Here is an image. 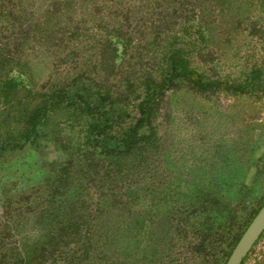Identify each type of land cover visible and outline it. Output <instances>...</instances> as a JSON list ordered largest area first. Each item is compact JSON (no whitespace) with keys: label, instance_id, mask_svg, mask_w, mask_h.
Returning <instances> with one entry per match:
<instances>
[{"label":"rangeland","instance_id":"obj_1","mask_svg":"<svg viewBox=\"0 0 264 264\" xmlns=\"http://www.w3.org/2000/svg\"><path fill=\"white\" fill-rule=\"evenodd\" d=\"M0 1V78L22 75L9 105L0 93V232L20 223L37 236L33 214L49 198L117 200L115 223L103 229L115 244L104 253L115 248L116 264H225L264 204V0H137L89 34L80 28L92 12L88 0ZM93 39L104 43L101 62L97 50L78 49ZM176 43L206 77L240 84L261 69L259 85L248 93L177 87L154 119L151 145L129 156L132 164L147 162L132 182L106 183L101 174L124 158L105 159L86 148L88 119L74 106L47 111L37 141L13 146L33 107L73 80L71 94L86 82L111 89L125 106L129 80L159 78ZM128 245L138 247L131 257H125ZM242 264H264V233Z\"/></svg>","mask_w":264,"mask_h":264},{"label":"trees","instance_id":"obj_2","mask_svg":"<svg viewBox=\"0 0 264 264\" xmlns=\"http://www.w3.org/2000/svg\"><path fill=\"white\" fill-rule=\"evenodd\" d=\"M136 1L88 0V4L93 5L92 12L80 21L82 24L80 28L88 27L86 34L90 33L89 29L99 31L98 25L104 17L109 18L111 14L118 12L120 7L133 8L136 6ZM3 3L4 1L2 5ZM69 3L70 0H66L64 4ZM2 5L0 1V7ZM195 32L199 34L200 42L205 40L203 30L195 27ZM103 44L93 39L84 41L81 44L83 46L78 45V49L82 51L81 48H83L89 53H96L97 50L99 55L96 60L101 62L99 50ZM130 44L131 42H123L121 45L129 47ZM183 45L176 43L170 47L159 78H147L138 84L129 80L128 90L130 91L127 93L131 94V98L125 106H120V96L111 92L112 90L107 87L97 89L84 82L82 88L79 87L75 94H71L69 85L75 81L73 80L70 84L58 88L49 95V99L41 100L33 107V113L26 121V132L21 134L22 140L15 141L13 146L21 148L28 142L37 141L38 125L40 120L46 117L47 111L58 106H74L88 119L84 137L86 148L105 159L121 160L120 157L124 158L123 162L114 166V169L107 170L109 168L107 166L106 173L101 174L106 178V183L110 186L113 183L116 186H123L125 182H132L133 179L139 177L138 173L141 172L138 171H142L147 166V162L136 161L132 164L128 161L129 156L151 145V138L156 130L154 119L161 110V104L165 98L171 96L177 87L186 85L193 92L198 93L213 92L221 87L230 90L231 87L241 93H248L253 87L256 88L259 85L263 72L261 69L252 70L251 76L240 84H231L225 80L206 77L191 67L192 59ZM63 46L70 48V44L64 43ZM119 46L118 42H114L111 47L116 53H120ZM21 77V74L8 72L0 78V93L4 104L9 105L13 101L14 94L21 85ZM108 164L111 163L108 162ZM88 188H81L82 192H87ZM76 191L79 193L77 188ZM84 195L86 193L82 194ZM45 204V207H42L43 203L41 208L33 214L35 217L32 227L39 229L37 236L33 237L29 232L25 233L24 230H20V223H14L11 229L9 227V231L3 232L4 234L0 232V264H116L115 248L110 251L111 256H107V252L104 253L106 248L109 249L111 244L115 247V244L114 240H111V235L103 229L115 223L112 216L117 207V200L115 203L101 200L94 205L91 198H76L75 201H68L67 198H49V202ZM55 205L61 208L65 206L67 210L60 213L49 211ZM43 223H49L54 227L45 228ZM25 224L29 225V222ZM98 224L100 229H93ZM26 225L22 224L23 228H27ZM10 230L15 232L11 233ZM136 242L138 240L134 238L133 244ZM133 246L132 248L128 245L130 256L125 254V257L135 254L134 250L138 247Z\"/></svg>","mask_w":264,"mask_h":264},{"label":"water","instance_id":"obj_3","mask_svg":"<svg viewBox=\"0 0 264 264\" xmlns=\"http://www.w3.org/2000/svg\"><path fill=\"white\" fill-rule=\"evenodd\" d=\"M264 233V204L255 214L225 264H242Z\"/></svg>","mask_w":264,"mask_h":264}]
</instances>
